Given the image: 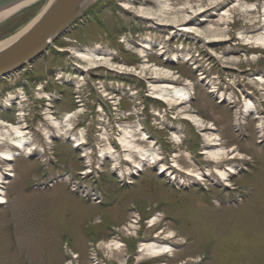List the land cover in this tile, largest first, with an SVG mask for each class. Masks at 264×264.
<instances>
[{
    "label": "rangeland",
    "instance_id": "1",
    "mask_svg": "<svg viewBox=\"0 0 264 264\" xmlns=\"http://www.w3.org/2000/svg\"><path fill=\"white\" fill-rule=\"evenodd\" d=\"M253 1L256 0H232L231 2L228 0L229 3L227 2L219 12L234 6L237 2L251 3ZM92 2L86 6L85 11L83 10L87 13L82 28L57 41L56 46L61 50L68 49L71 52L67 55L70 61L80 65L81 69L88 66L76 54H72L71 48L74 41L80 48L92 45L96 49L107 48L114 55L113 62L116 63V66L122 67H115V69L123 73L112 72L110 69L114 68L113 65L108 66L107 69L98 64L89 66L87 71L85 70L86 77L84 78V80L89 78L91 82L84 94L86 96L83 99L85 109H77L78 107L73 102V96H71L72 93L69 92L70 89H65L66 84L63 87H56L57 91L65 92L54 95L58 98L61 96L59 100L39 91L38 96L41 98H34L33 101L27 100L20 104V109L23 111L20 117L22 125L25 127L24 133L28 134L26 137L34 140V145L46 147L47 162L52 159L54 161L53 154H55L57 163L56 167L55 165H41L37 159L25 158L24 155L15 157L12 161L10 158L11 162H8V165L12 170V178L6 180L2 178L1 184V190L7 203L0 206V264H61L65 259L64 249L67 253H76L79 264H88L86 258L88 245L99 239H106V231L122 223L126 210L130 206L142 211L144 209L143 215L147 217L154 214L152 204L166 217L162 227L164 232H173L176 236L174 239L176 243L184 239L183 243L173 246L174 249L167 256L161 258L167 264H178L179 261V264H195L198 259H200L199 264H264V146H262L264 141L259 143L260 140H258L260 134L264 135V125L259 126L258 130L253 116L248 115L240 126L239 122L235 121L236 113L233 108H230L228 103L218 106L215 96L210 95L207 89L210 80L214 81L215 78H218L215 86L216 91L226 92V89L230 87L235 98L242 90L238 88L240 85L246 92L253 93L255 102L258 101L261 110H264L263 93L258 94L254 87L247 83L255 76L254 74L258 72L264 74V50H248L247 46H244L238 39L237 33L243 32L247 25L245 19L237 11L231 12L227 33V39H231V41L226 45L208 47L203 44L204 41L190 38L183 41L175 35L176 32H173L171 26L187 23V21L185 23L184 17L180 22L174 19L175 12L163 13L169 18L159 14L150 19L154 24L163 23L167 26L161 28L149 23L147 19L129 13L125 15L123 4L129 0H92ZM144 2L147 3L148 0H144ZM171 2L173 5L175 1L171 0ZM137 3V0L131 1L132 9L137 8L134 7V4ZM125 9L127 10L126 7ZM29 10L21 8L20 12L17 11L16 14L14 13L15 15H11L10 18L0 23V41L21 31L29 24L34 16L35 8H32V11ZM38 10L40 9L38 8ZM23 15H25L23 18L25 22L17 21ZM189 15L191 17L193 13ZM151 25L156 29H151ZM202 26L203 24L198 25L199 28ZM169 30L173 32L172 36L177 44L183 43V52H189L186 50V48H190L189 41L199 42L200 45L194 44L196 48L200 46L204 48L202 49L203 53L195 55L200 60H196V57L194 59L196 63H199L204 76L200 74L201 72L197 73L198 71L189 67L187 61L166 60L171 57L168 51L173 50L172 45L175 43L173 40H169V46L165 49L163 58L157 55L161 52H156L154 46L149 50L145 49L147 51L143 54L136 53L134 46L127 48L130 46L127 45V42L141 41L138 35H141L142 40L147 37V39L164 44L166 40L163 36ZM230 49H233L231 54L240 59V64H224L221 61V55V58H224L226 56L224 51ZM192 51L197 52V49ZM250 52L255 53L257 59H243V54L247 57L251 55ZM50 53L51 51H49ZM59 58H61L60 54L53 58L48 56L45 60L34 62L32 72L36 73L33 71L35 69L39 72L47 65V62H50L51 66L57 67ZM61 60H63V56ZM143 62L147 67L159 70L158 74L169 71L176 77L173 81L179 82V84L190 83L191 99L187 102L190 107L189 112H193L199 119L213 124L214 132L219 134L225 146H233L248 157L247 160L238 162L243 170L240 169L236 175L231 176L229 188L222 186L223 182H220L216 177L205 178L203 182L201 181L202 183L197 185V183H190L192 182L191 177L189 179L184 176L187 178L185 183L192 186L190 189L188 188L189 190L186 189L187 191L182 190L184 187H178L181 190H177V187L173 186L175 182L167 183L163 177L158 178L148 164L144 165L142 172L135 179H131L128 172L125 173L124 167L127 163L124 161L125 156L119 149L117 140L118 137H123L125 127L134 128L137 119H139L137 124H141L140 127L143 128L146 137L159 144L158 148L165 161L171 162L174 152L181 154L188 152L200 170L205 172V166L211 165L205 161L204 155L200 152L203 145L200 129L194 128L187 120L180 117L181 108L155 103L147 97L148 84L151 83L149 77H153L148 72L149 68L141 69ZM230 68L236 69L233 78L229 76V74H233L228 72ZM39 73L44 75V71ZM103 75L106 78H103ZM171 75L170 77H172ZM79 76L81 77V74L76 72L73 77L75 80L83 78ZM204 80L209 82L205 84ZM233 80L236 85L232 84ZM35 81L32 80L33 85H35ZM79 83L83 86L82 81ZM117 86L125 87L123 92L127 88L126 96H129V99L115 91ZM4 90L0 83V104L3 106H5L4 99L6 98ZM12 92L18 96L17 92L14 90ZM115 97H120L117 105L114 102ZM130 99H133L135 103L130 104ZM97 100L103 102L107 109L104 108L100 112L97 107L100 104ZM9 105V110L0 109V120L14 125L17 121L14 117L16 110L12 108L11 111V106L14 107V103ZM132 109L134 111H131ZM46 110L50 111L47 112L50 114L48 117L45 114ZM70 111L77 112L71 115L68 114ZM155 111L161 113L159 117L154 116ZM103 112L106 117L102 115ZM176 112L177 114H175ZM251 113L253 114V112ZM75 117L81 118L85 125L83 127L82 123L79 124L80 127L78 124L76 125ZM69 121L71 124H68ZM61 125H65L70 130L68 134L82 132L83 137L86 138L85 148L73 150L70 146V149L62 135L65 133L66 127L63 129ZM168 125H171L172 128L168 129ZM173 127L180 128L179 133L182 135V140L179 143L171 142L168 137L169 132L176 131ZM41 128L48 131L49 139L42 135ZM261 128L262 131H260ZM103 134H107L109 144L115 148L119 155L116 164L112 159L100 156V149L107 146V141L103 140ZM195 143L198 147H195ZM11 146L13 145L11 144ZM11 149L14 150L12 147ZM81 154L89 155L90 160L94 162H103V165L99 164L96 169L98 178H110L106 179L107 181L104 183L102 181L95 182L93 178H88L89 176L81 178L79 175H74L73 180L77 186L91 193L94 192L96 195L101 196L106 192L105 206L90 203L82 196L75 194L69 188V182L62 178L55 180L47 187H33V179L37 181L38 178H44L45 173H49L48 175L51 177L56 175L65 177L81 169L82 166L77 160V155ZM0 163L4 164V162ZM81 164L83 165L82 162ZM48 167L51 168L48 170L46 169ZM109 167L114 174L130 177L131 186L125 187L127 186L125 181L116 183L112 178L114 174L109 171ZM69 171L72 172L69 173ZM145 229L144 237H150L157 233L154 228ZM9 232L11 238H9ZM128 255L130 254L128 253ZM187 257H191V261H188ZM132 259L129 258L127 264H137L136 260ZM145 262L153 264L155 261Z\"/></svg>",
    "mask_w": 264,
    "mask_h": 264
},
{
    "label": "bare ground",
    "instance_id": "2",
    "mask_svg": "<svg viewBox=\"0 0 264 264\" xmlns=\"http://www.w3.org/2000/svg\"><path fill=\"white\" fill-rule=\"evenodd\" d=\"M43 0H24L14 6H5L0 9V23L4 20L8 19L16 13L19 9L22 7L29 6L33 3L40 2ZM45 5L41 11V14L44 10L49 8V6L53 5L56 1L55 0H44ZM131 1L123 4V8L125 10V15L132 14L134 16H138L143 19L149 20V23H152L150 19L153 18V16L156 15H162L164 17L167 12H175L174 19L178 20L179 22L182 21L184 17L186 24H176L171 26V29L174 30L173 32H176L175 35L181 39L188 40H198V41H204L205 45L214 46V45H223L227 44L231 41V39H227V33L228 28L230 26V16H232L231 12L237 11L243 19H245V30L242 32L237 33L238 39L242 41V44L244 46H247L248 50L252 49H263L264 50V0H256L251 3H236L234 6H231L227 9H225L222 12H219L228 2V0H174V4L172 5L171 0H148V2H144V0H137L138 3L134 4V7H137L135 9H132ZM134 1V0H133ZM146 1V0H145ZM230 2L232 0H229ZM237 1V0H236ZM54 2V3H53ZM171 2V3H170ZM92 0H82L81 4L83 6L90 5ZM170 3V4H169ZM182 3V4H180ZM229 3V2H228ZM180 5V6H179ZM182 6V7H181ZM127 8V10L125 9ZM188 10H187V9ZM185 9V10H184ZM183 10V11H182ZM193 13V15H190ZM39 14L33 22H30L25 27L21 29V31L12 34L11 36L3 39L0 41V55L4 54L5 52L12 49L16 44L21 41L23 36L30 30V28L34 25V23L37 21V19L40 17ZM188 14V15H187ZM25 15L19 17L17 21H23ZM169 18V17H168ZM179 18V19H177ZM22 22V23H23ZM122 24L121 22H119ZM148 23V24H149ZM154 26H158L161 28H166L165 24H154ZM203 24L202 28H199L198 25ZM22 26V25H21ZM247 26V27H246ZM151 29H156L151 25ZM173 32H167L163 38L166 40V42L163 44L162 42H158L153 39H147L145 37V40H142L141 35H138L139 42L135 41L132 43L127 42L128 46L127 48L135 47L136 50H134L136 53L143 54L147 50H149L152 46L155 47L156 52H161L157 55L162 56L165 54V49L167 46H169V40L175 41L172 36ZM125 31V35H126ZM131 33V32H129ZM132 34V33H131ZM190 35V36H189ZM216 38V39H214ZM208 40V41H207ZM195 43L199 42H191L189 41L190 48H186L189 52H183V43L179 42L177 46L174 44L172 45L171 51H168V54L171 56L170 58H167L166 60L170 61H182V62H188L187 65L191 67L194 71H198L197 73L201 72L202 69H200L199 63H196L194 61L195 55H199L200 53H203L202 49H204L202 46L196 48ZM65 44V43H63ZM188 46V45H187ZM207 47V48H208ZM176 48V49H175ZM197 49V52H193L192 50ZM72 54H76V56L84 63H86V68H82L80 65H77L73 62V65H70L68 63V60L63 59L60 60L61 65L65 67H70L71 69L75 68L77 69L81 77H86V72L84 70H87L89 66H95L98 64L100 67L107 68L110 65H113L114 69L115 67L122 68L119 66H116V63L113 62L114 55L107 49H99L92 46H87L86 48H80L76 44V41H74L72 45ZM134 49V48H133ZM147 49V50H145ZM64 50V49H63ZM185 50V51H186ZM199 51V53H198ZM206 51V50H205ZM233 49L225 50L224 55H226L224 58H221V61L226 64L230 63L232 65L240 64V59L234 54H231ZM68 54H71L69 50L67 51ZM251 53V52H250ZM249 53V55H250ZM194 55V57H192ZM247 55V54H246ZM245 60L250 59H257L255 56V53H251L250 56L245 57V54H243ZM69 58V57H68ZM163 58V56L161 57ZM165 58V56H164ZM198 56L196 57V60H200ZM23 59L19 60L20 66L23 64ZM217 62V61H216ZM218 64L225 66L221 62ZM141 69L145 70L147 65L145 62H143ZM15 68L17 69L19 67V64H15ZM80 66V67H79ZM234 67V66H230ZM151 68V69H150ZM148 72L153 77L150 78V82L148 84V95L152 101H158L162 104H165L166 106H175L180 107V117L187 120L194 128L200 129L201 135H202V142L203 145L200 148L201 153L204 155L205 161L208 162L211 165L205 166V172L201 171L200 168L197 166V163L192 160V156L188 152H174L172 154V161L170 162V166L167 167V165L163 162L162 156L160 153V150L158 148L159 144H156L155 141L149 140L146 136V133L142 130L141 124H134V128L127 126L123 130V137H118V146L119 149L124 153V161L127 163L125 165V173L128 172V175H132L133 173H139L142 171L145 164H148L150 167H155L158 165L159 170H164L170 172L171 168H176L178 171H183L186 173V175H192L191 177H195L197 180L196 182H203L207 176L213 177L218 176L219 179L223 180V183L225 185H229L228 179L231 178L232 175L237 174V170L242 169L240 166L239 160L244 159L247 160L248 157L241 153L240 151L236 150L233 146L227 147L222 143L221 137H219L218 133H215V128L213 127V124L210 122H206L203 119H199L197 116L193 114V112H189V106L187 105V102L191 99V91L192 88L190 86V83H177L176 81H173L174 78H176L174 75H171L169 71H166L164 74L159 73L156 68L150 67ZM57 69V68H55ZM224 69V68H223ZM227 68L225 67V70ZM84 71V72H83ZM224 71V70H222ZM234 71L236 69L230 68L228 72L233 73L229 74L231 78L234 76ZM72 72H69V75ZM39 74V72H37ZM204 76V73H200ZM48 76L49 74H45ZM170 75L172 77H170ZM253 78L247 81L248 85H251L254 87V89L259 93L264 94V74H261V72H258L257 74H254ZM174 76V77H173ZM199 76V75H198ZM168 81H166V79ZM203 78V77H201ZM221 78V77H220ZM216 80H204V83L207 85V89L210 95L215 96L216 104L219 106L222 103H228L230 108H233L235 111V121L239 122V125L241 126L242 122L246 120V116H253L254 122H256L257 128L262 127V124L264 125V110H261L260 106L258 105V101L255 102V97L253 96L252 92H246L243 90V88L239 85L238 88L241 90L240 94L236 95L237 97L234 98V95L231 91V88L226 89V92L224 91H216L215 86L217 85L218 78H215ZM70 77L65 79V83L70 82ZM203 80V79H202ZM214 82V83H212ZM26 83H22L21 90L26 91V96H31L32 98H41L38 96L39 91L41 93H44L45 95L50 96L52 93V89L54 87H60L64 84V79L57 75H51L47 79L38 82L35 81V85H32L30 87L27 86ZM232 84H235V81H232ZM236 85V84H235ZM118 87V86H117ZM17 89V88H16ZM6 97L4 99L5 106L10 107V103H16L14 108L15 110L19 111V117L18 120L15 122L14 125L7 124L0 120V162H4V159H10L11 161L15 158V156L19 155H28V151H30V144L28 142V138L25 137V133L23 132V125L21 120V115L23 114V111L19 108L20 101L19 97L15 96L12 91H4ZM213 93V94H211ZM11 94V95H10ZM262 94V101L264 102V95ZM237 100V101H236ZM115 105L118 104V97H115L114 99ZM130 104L135 103L133 99L129 100ZM79 106H82V103L78 102ZM237 103V104H236ZM240 103V105H239ZM4 106V107H5ZM105 106V105H104ZM2 107V106H1ZM106 107V106H105ZM107 108V107H106ZM131 111H134L133 109ZM49 110L45 111L46 116H50ZM156 114L154 116L159 117V112L155 111ZM253 112V114L251 113ZM251 113V114H250ZM177 114V112L175 113ZM64 115V114H63ZM62 116V115H61ZM70 120V119H69ZM66 122V121H64ZM71 124V121H69ZM63 129L66 127L65 125H61ZM264 127V126H263ZM172 128L171 125H168V129ZM62 129V130H63ZM173 129H176L174 132H169L168 137L170 138V141L173 143H179L182 140V135L179 133L180 128L177 129V127H173ZM65 133L67 134L69 129L67 127L64 129ZM209 130V131H208ZM45 131V130H44ZM235 131V130H233ZM262 131V128L260 129ZM44 134L46 135L47 132L45 131ZM62 134V135H63ZM61 135V134H60ZM47 136V135H46ZM103 140H106L107 146L100 149V155L102 157H107L113 160V162L116 164V159L118 158V153H116V150L112 145L109 144V140L107 138V134H103ZM72 139H74V142L76 143V147L83 146L84 143V137L82 132H79L78 134L71 135ZM260 139H262V136L260 135ZM197 142V141H196ZM11 144L13 146H11ZM11 147L14 148V150L11 149ZM195 147H198L195 143ZM11 149V152H10ZM194 158V157H193ZM114 166V165H113ZM10 166L8 164H2L0 163V181L2 178H8L9 176H12V171L9 169ZM11 171V172H10ZM157 172V171H156ZM176 176H171L170 181L175 182L173 186L175 187H182L185 185V180L182 178H175ZM201 182V183H202ZM2 183V181L0 182ZM0 202H5V199L3 197V192L0 191ZM158 220L157 215H154L150 220V225H153ZM161 234V235H160ZM170 234L163 232H160L156 235H154L153 241L147 242V243H141L138 251V256L140 257L138 260L142 259H150L158 255H163L166 252H169L171 250V245L167 241H163L162 239H167ZM110 249L111 257L114 260H118L121 255V249H117V247H112Z\"/></svg>",
    "mask_w": 264,
    "mask_h": 264
},
{
    "label": "water",
    "instance_id": "3",
    "mask_svg": "<svg viewBox=\"0 0 264 264\" xmlns=\"http://www.w3.org/2000/svg\"><path fill=\"white\" fill-rule=\"evenodd\" d=\"M23 0H0V9ZM37 24L12 49L0 55V75L15 69V64L30 60L59 33L79 12L82 0H55Z\"/></svg>",
    "mask_w": 264,
    "mask_h": 264
}]
</instances>
